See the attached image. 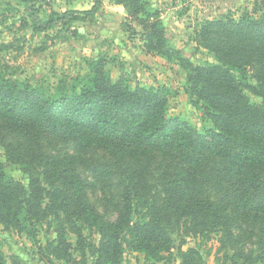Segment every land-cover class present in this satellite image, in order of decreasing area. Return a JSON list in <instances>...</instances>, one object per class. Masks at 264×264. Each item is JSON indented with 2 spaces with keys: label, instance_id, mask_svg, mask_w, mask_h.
Instances as JSON below:
<instances>
[{
  "label": "trees",
  "instance_id": "obj_1",
  "mask_svg": "<svg viewBox=\"0 0 264 264\" xmlns=\"http://www.w3.org/2000/svg\"><path fill=\"white\" fill-rule=\"evenodd\" d=\"M110 1L135 18L146 48H157L171 59L161 22L138 17L147 15L144 0ZM101 4L102 0H94L87 10H67L46 21L30 11L32 29L39 32L83 21L93 17ZM195 39L224 64L194 66L187 74V89L203 103L205 119L211 123L204 135L185 120L167 115L165 88L130 86L121 78L113 82L101 61L92 62L88 82H62L53 95L0 74V126L24 137L70 141L81 149L99 147L117 161L148 160L159 154L177 163L174 172L164 175L161 206L147 201L148 191L137 180L139 172L125 170L123 207L108 223L85 201L84 185L71 159L40 154L25 142L8 144L9 160L23 167L28 183L24 186L9 178L0 161V225L35 237L39 199L45 194L54 209L77 218L99 236L91 252L96 256L94 264H119L124 243L148 262H158L172 248L170 227L174 225L184 226L185 233L228 230L231 215L220 200L228 195L245 217L257 223V263L264 264V194L260 192L264 186V18L245 14L237 21H205ZM235 72L252 73L259 90L242 84ZM245 87L262 98V105L249 102ZM211 187L220 198L205 197ZM133 214L139 215L134 223ZM58 235L48 246L56 259L67 263L72 259L70 244ZM45 262L55 264L48 258ZM0 264H8L2 254Z\"/></svg>",
  "mask_w": 264,
  "mask_h": 264
},
{
  "label": "rangeland",
  "instance_id": "obj_2",
  "mask_svg": "<svg viewBox=\"0 0 264 264\" xmlns=\"http://www.w3.org/2000/svg\"><path fill=\"white\" fill-rule=\"evenodd\" d=\"M93 1L0 0V74L53 95L62 82L70 85L88 82L92 77V62L101 61L113 82L121 78L130 86L165 88L167 115L185 120L204 135L211 123L205 119L203 103L197 102L187 89V74L194 66L224 64L196 41V31L210 20L232 18L237 21L245 14L264 18V0H144L147 15L138 17L161 22L165 30L164 45L170 50L171 59L162 56L157 48H146L141 26L128 16L122 5H114L110 0H102L98 12L83 21L39 32L32 29L30 11L46 21L67 10H87ZM187 63L190 65L185 69ZM235 74L242 84L248 83L259 90V82L252 73ZM243 90L251 104L262 105V98L253 90L248 87ZM18 142L28 143L40 154L71 159L84 185L85 201L108 223L117 218L123 207L125 170L139 172L137 180L148 191L147 201L161 206L165 198L164 175L174 172L177 166L175 161L159 154L148 160L117 161L99 147L81 149L70 141L24 137L0 126V161L4 171L24 186L28 183L27 174L21 165L12 163L6 153L8 144ZM260 192L264 194V186ZM205 197L216 200L221 194L211 187ZM220 200L231 215L228 230L185 233L184 226L174 225L170 227L172 248L163 253L160 261L148 262L141 252L130 250L124 243L119 264H258L257 223L245 217L228 195ZM39 214L32 232L35 237H31V233L6 230L0 225V254L8 264H45L47 258L55 264L96 262L91 252L93 246L98 245L99 236L93 229L75 217L68 218L61 209H54L45 194L39 199ZM138 217L133 214L131 222ZM59 233L70 244L68 254L72 261L67 263L56 259L54 250L48 246L57 240Z\"/></svg>",
  "mask_w": 264,
  "mask_h": 264
}]
</instances>
